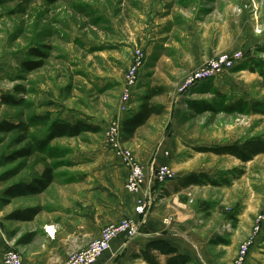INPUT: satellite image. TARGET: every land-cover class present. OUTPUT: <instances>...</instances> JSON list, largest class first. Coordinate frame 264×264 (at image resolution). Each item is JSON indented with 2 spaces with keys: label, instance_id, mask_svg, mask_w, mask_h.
I'll return each instance as SVG.
<instances>
[{
  "label": "rangeland",
  "instance_id": "obj_1",
  "mask_svg": "<svg viewBox=\"0 0 264 264\" xmlns=\"http://www.w3.org/2000/svg\"><path fill=\"white\" fill-rule=\"evenodd\" d=\"M180 16L197 17L200 31L215 42L213 54L202 65L218 53L241 51L243 59L236 68L221 75H226L221 88L210 81L194 95L189 93L192 88L182 89L187 76L202 65L180 79H171L173 93L170 95L166 88L164 94L155 98L166 105L165 112L142 127L131 140H124L122 133L121 139L142 165L137 151L145 152L154 142L155 156L158 151L170 156L167 148L174 153L178 150L186 160L190 159L181 171L196 169V173H208L219 180L230 179V185H199L191 201L198 219L204 222L202 233L212 237L210 245L217 264H235L241 244L249 238L255 221L264 211V153L244 162L232 155L203 152L199 148L241 144L264 135V113L212 112L203 107L208 103L218 105L217 90L226 94L228 103L244 98L264 104L261 72L264 70V0H59L53 4L43 0H0V122H27L34 113L51 112L53 117L74 122L81 119L99 127L95 132L53 140L46 153L56 179L46 190L14 199L6 196L8 202L0 201V217L13 227V232L22 230L18 242L33 234L27 229L34 223L9 221L10 214L38 206L42 211L35 223H43L50 205L69 203L70 190L60 179L69 177L75 169L87 170L112 161L105 131L109 124L122 122L130 112L120 111L123 83L134 61L132 56L130 64L126 62L128 48L133 50V55L136 49H142L145 57L133 98L137 97L132 98L130 108L134 102L139 107L140 97L148 86L159 84L161 78L167 79L169 73L177 71L171 56L156 60V52L147 53L146 36L152 37L148 29L177 22L173 31L166 27L157 30L158 35L173 45L179 29L184 27L178 21ZM33 49L43 56L32 54ZM26 62L41 66L28 70ZM144 75L147 85L142 82ZM18 85L25 88L24 93L16 92ZM4 96L23 102L7 105L1 102ZM47 128L38 124L31 126L29 133H0V175L19 171L6 184H0L2 191L20 183L39 188L37 179L43 165L25 168L30 163L25 157L10 164L5 159L27 147L32 135L45 138ZM164 137L170 145L163 150L158 142ZM154 163L162 165L152 161L151 168ZM172 168L176 178L177 171ZM152 172L150 169L149 177ZM1 252L2 248L0 264H3Z\"/></svg>",
  "mask_w": 264,
  "mask_h": 264
},
{
  "label": "crops",
  "instance_id": "obj_2",
  "mask_svg": "<svg viewBox=\"0 0 264 264\" xmlns=\"http://www.w3.org/2000/svg\"><path fill=\"white\" fill-rule=\"evenodd\" d=\"M179 18L178 21L183 22L184 27L179 29L180 33H177L176 42L173 45L169 44L164 36L157 34V30L166 25L160 24L155 29L152 28L153 30L148 29L147 32H150L152 37L146 36V40H149L146 46L149 55L156 52L154 54L156 60L171 56L175 63L177 71H172L167 79L161 78L159 81L160 85L168 89L170 95L173 93L171 79H180L187 72L200 67L203 61L213 54L215 45V42H211V38L198 28L197 17L180 16ZM176 24L177 22H173L165 29L173 31L177 27ZM128 49L130 52H126L125 56L129 65L133 50ZM148 74H146L147 77ZM144 76H142V82L147 85V77ZM225 76H220L221 79H208L194 86L189 93L193 95L198 93L202 86L210 81L221 88L226 82L222 79ZM137 109L138 106L134 102L131 113H135ZM169 142L164 137L158 142L159 149L163 146L164 150V146L170 145ZM153 145L154 142L149 144V149L143 153L140 150L137 151L138 159L147 167L148 174H150L152 161L172 165L178 174L175 179L166 183H157V185L147 183L141 192H130L126 188L128 169L112 152V161L105 166L87 170L75 169L76 171H72L69 177L59 181L66 186V189L68 188L67 190H70L69 203L57 202L50 205L49 215L43 223H35L41 213L32 221L9 220L34 223L27 229L33 232L30 242H18L23 234L22 230L20 229L18 233L13 232V227L4 217H0L2 262L4 250L12 246L23 255L25 261L32 264H66L71 253L85 248L90 241L99 237L104 227L128 217L136 221L142 220L140 235L133 240H127L122 235L116 237L111 249L94 264H148L142 258H133V253L139 252L148 241L154 239H164L181 252L189 254L193 258L192 264H217L210 245L212 237L202 233L204 222L198 219L195 206L191 201L195 188L199 185L180 187L178 184L181 178L196 169L181 171L184 164L190 163L189 158L186 160L183 153L178 150L174 153V150L167 148L165 149L171 153L170 156H165L160 151L155 156L152 152ZM2 193L1 189L0 194ZM143 197L151 204L145 215L139 214L136 210L138 200ZM244 264H264V228L250 248Z\"/></svg>",
  "mask_w": 264,
  "mask_h": 264
},
{
  "label": "trees",
  "instance_id": "obj_3",
  "mask_svg": "<svg viewBox=\"0 0 264 264\" xmlns=\"http://www.w3.org/2000/svg\"><path fill=\"white\" fill-rule=\"evenodd\" d=\"M49 4L56 3L59 0H43ZM32 54L37 56H43V54L36 49L32 50ZM240 64V63H238ZM238 64L234 67L236 68ZM41 66H31L29 62L25 63V67L28 70H34ZM233 68V69H234ZM264 75V70H261ZM16 92L24 93L25 88L21 85L16 87ZM166 87L163 85H151L147 87L146 93L140 97V105L135 113L128 112L127 117L121 122V133L124 140L129 141L135 136L138 130L146 126L148 122L156 116L163 114L166 110V105L155 101V98L164 94ZM216 96L219 99L218 105L206 104L203 108L206 111L218 112H244V113H264V104L257 99H244L241 98L234 103H228L226 94L221 91H216ZM1 102L7 105H21L23 101L15 99L13 97H2ZM194 103V102H192ZM196 104V103H195ZM48 126L47 134L45 138L40 139L35 134L32 135L31 143L23 150L9 155L6 157V164H10L18 160L20 157L27 158L30 163L25 168L35 167L37 165H43L44 170L41 177L37 179L39 188L32 187V184L20 183L15 184L3 191L0 201H5V197L10 199L17 198L22 195L37 194L46 190L55 180L54 166L49 162V154L46 153L48 147L53 140L60 137H74L83 134L84 132H95L99 130V127L94 126L84 120L71 121L61 117H53L51 112L43 114L34 113L30 116L29 121H1L0 133L6 132H24L29 133L31 126L33 125ZM203 152H213L218 155H232L236 158L248 162L253 160L256 156L264 153V135L252 137L241 144L224 145L219 147H201L199 148ZM46 153L41 155L40 153ZM19 171L15 170L0 175V184H6L9 180L14 178ZM180 187H188L190 185H230V179L222 178L221 180L211 177L208 173H191L178 182ZM2 198V200H1ZM8 202V201H5ZM42 211L41 207H28L19 209L9 215L8 219L32 221ZM33 234L30 237L21 239L20 242L28 243L32 240ZM223 239H220V242ZM133 258H142L148 264H192L193 258L187 254L181 252L176 246L164 239H154L148 241L146 246L139 252L133 253Z\"/></svg>",
  "mask_w": 264,
  "mask_h": 264
},
{
  "label": "built area",
  "instance_id": "obj_4",
  "mask_svg": "<svg viewBox=\"0 0 264 264\" xmlns=\"http://www.w3.org/2000/svg\"><path fill=\"white\" fill-rule=\"evenodd\" d=\"M133 63L128 70L123 83V93L121 96L120 111H131V100L137 91L140 81L139 71L144 65L145 57L142 49L134 51ZM243 59V53H218L207 59L204 64L187 79L182 89L193 88L194 86L208 80L217 79L225 72L233 69ZM105 142L112 153L119 158L121 163L128 169L126 188L130 192H141L147 183H166L175 179V172L171 165H152V175L147 174V169L134 156L133 152L124 146L121 139V122L115 121L108 125L105 131ZM1 192V189H0ZM151 206L146 199L140 198L136 206L139 214L145 215ZM142 220L136 221L128 217L122 218L117 223H112L104 227L99 237L90 241L83 249L71 253L66 260V264H94L108 250L111 249L113 240L118 236H124L127 240H133L141 233ZM264 228V211L260 213L253 225L251 235L245 240L240 248L235 264H244L250 248L254 245L258 235ZM3 264H32L24 260L22 255L14 247L9 246L3 252Z\"/></svg>",
  "mask_w": 264,
  "mask_h": 264
}]
</instances>
